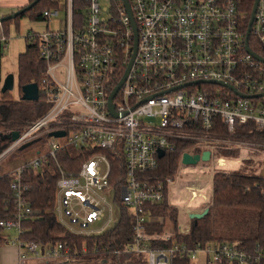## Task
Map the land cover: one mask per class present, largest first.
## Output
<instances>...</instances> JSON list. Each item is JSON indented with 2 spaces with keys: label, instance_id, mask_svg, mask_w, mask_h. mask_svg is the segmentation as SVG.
<instances>
[{
  "label": "built area",
  "instance_id": "1",
  "mask_svg": "<svg viewBox=\"0 0 264 264\" xmlns=\"http://www.w3.org/2000/svg\"><path fill=\"white\" fill-rule=\"evenodd\" d=\"M126 1L130 15L123 0H82L74 19L73 0H63V26L36 32L39 56L45 63L38 91L50 107L0 151V176H10L13 199L11 216L0 219V227L15 232L10 244L18 249V264L28 259L70 260L67 242L41 251L34 242L18 238L22 222L34 214L24 197L29 185L21 174L51 159L59 173L55 213L70 232L96 235L114 224H109L112 205L102 194L109 188L113 201L126 205L134 215L127 250L144 253L148 264H170L174 251L191 261L199 252L204 264H244L251 256L236 242H210L193 249L184 245L150 248L148 241L155 237L145 230L144 206L161 201L172 188L185 204L200 199L194 209L175 204L178 232L186 234L191 218L181 221V212L188 217L208 207L214 173L229 169L233 160L240 166L256 161V153L264 156V0H258L251 23L250 52L239 0ZM59 8L43 11L44 19L59 16ZM130 61L125 79L112 96L113 114L108 99ZM246 125L261 134L262 142L237 136ZM58 130L65 134L48 136ZM42 134L48 141L29 150L30 157L9 159ZM185 141L193 143L180 154L176 180L145 175L157 168L162 158L158 149L164 155ZM68 145L90 152L76 172L65 170L57 161V151ZM107 149L119 150L124 159L125 180L118 186L109 181L111 163L101 151ZM205 150L210 151L207 160L181 162L184 152L201 155ZM3 166L8 170L2 172ZM188 166H198L202 172H185ZM172 236L163 230L157 237Z\"/></svg>",
  "mask_w": 264,
  "mask_h": 264
},
{
  "label": "trees",
  "instance_id": "2",
  "mask_svg": "<svg viewBox=\"0 0 264 264\" xmlns=\"http://www.w3.org/2000/svg\"><path fill=\"white\" fill-rule=\"evenodd\" d=\"M31 1L29 0L28 3ZM253 1H238V9L244 14V28L247 27ZM59 6V0H38L32 7L15 18L28 15L34 20H44L43 11ZM81 6L82 0H73L74 19L80 13ZM10 20L1 22L3 33ZM37 41L36 32L27 34L25 48L18 54L19 95L14 98L10 91L0 92V134L13 131L22 132L28 125L45 114L50 107L40 92L36 101L21 98L20 88L22 85L35 82L39 86L40 80L44 76L45 63L39 56ZM252 43L253 37L250 35L249 44L252 45ZM3 48V42L0 40V59ZM257 51L259 52V50ZM220 129L226 133L223 126H220ZM241 129L243 131L237 134L239 138L262 142L261 134L255 129L248 125ZM45 136L46 134H42L37 139L30 141L26 148L14 151L9 159L16 158L25 149L43 144L46 142ZM10 141L0 137V151ZM192 143L189 141L179 143L175 151L166 152L158 160L155 170L145 175L163 180L168 176H173L179 164L180 154L189 150ZM194 150L196 151V148ZM101 151L106 154L111 163L109 181L118 186L119 182L122 183L125 180L123 156L119 150L115 152L112 149ZM221 152L226 153L224 150ZM227 153L236 152L227 151ZM89 154V150L68 145L57 151L56 157L62 168L76 172ZM248 165L250 164L247 162L245 166L237 169H223L214 173L211 200L207 207L208 212L196 222L191 219L190 230L186 234L174 231L172 232L173 236L169 239L157 237L162 233L166 220H169L173 226H176L177 222V209L168 205L167 193L161 201L145 205L144 209L147 211L145 213V230L155 237L148 241L149 247L170 249L174 245H184L186 249H193L210 242H236L239 248H243L251 256L244 264H264V174H261L260 168V170L255 169ZM58 177L56 164L51 159L43 167L23 170L21 178L29 185L24 197L34 210V214L22 222L23 232L18 235V238L34 242L45 249L54 248L58 242H67L71 258L69 261L63 262L28 259L24 264H148L144 253L127 250L126 245L133 233L134 215L126 205L118 206L117 220L100 234L78 235L65 228L55 213ZM9 181V175L2 174L0 176V219L11 216L13 199ZM14 236V231H7L0 227V250L2 245H11L10 241ZM178 253V251H174L170 255V264H194L188 256L180 257ZM258 253L259 255H256ZM253 255L256 257L253 258ZM219 264L236 263L223 261Z\"/></svg>",
  "mask_w": 264,
  "mask_h": 264
},
{
  "label": "rangeland",
  "instance_id": "3",
  "mask_svg": "<svg viewBox=\"0 0 264 264\" xmlns=\"http://www.w3.org/2000/svg\"><path fill=\"white\" fill-rule=\"evenodd\" d=\"M104 3H106V2L104 1ZM59 9L61 12L59 14V16L51 17V18L44 19V20L43 19L42 20H34V19H31L28 15L19 16L17 18L11 19L7 23V26H5L4 33L2 30L4 40L1 39V41L3 42L4 48H3L2 56L0 59V87H1V83H2L3 78L7 74L12 73L14 75V87L10 92L14 98H16L17 95H19V86H18V79H17V58H18V54L20 52H22L25 48V37H26V35L29 33H33V32L39 33L46 28H48V29H59V28H61L63 26L62 25V21H63L62 20V17H63L62 10L64 9L63 0H60V8ZM45 138H46V142H47L48 137L45 136ZM55 140L61 141V139H55ZM31 149H32L31 147L29 149H25L23 151V153L18 155L17 159L19 160L20 159L19 157H21V159L22 158L26 159L27 157H30L32 155V153L29 152V150H31ZM241 150H242V148L238 147L239 153L241 152ZM227 151L228 150H226V153H227ZM212 152H214V155H218V154H216V150H213ZM14 161L11 162V164H13ZM245 162H248V164H252V166L248 165L249 167H254L255 169H259V168L262 169L264 167V156L262 153H256V161L253 162V160L251 159V160H248ZM238 166H239V164L236 162V160H233L232 163L228 164L229 169H236V168H239L241 166H245V164H241L239 167ZM198 168H199L198 166L197 167L188 166L185 168V172H196V174H198V172H202V171H199ZM6 170H8V168L6 166H3L2 172L6 171ZM175 174H176V172H175ZM175 174L173 175V177H171L173 180H176ZM102 194L107 198V200L112 205V215H111L112 220L109 223V224H111L113 221L117 220V218H118V203L115 200L113 201V198H112L113 190L112 189L107 188L102 192ZM166 199H167V203L169 206L176 207L175 206V204H176V205H178V207H181L182 209H187V208L194 209L200 203V199H196L193 202L185 204L184 201L179 199V194L177 193L176 188H172L169 195H167ZM206 205H207V203H206ZM200 206L202 207V205H200ZM176 209H177V207H176ZM105 218H107V214L104 217V219ZM179 219L181 221H187V219H189V217H187L184 212H181ZM96 224H100V223L97 222ZM163 230L169 231V232H174V231L178 232L177 222H176V226H173L169 222V220H166L163 224ZM192 262L194 264H203L202 260H201V254L199 252L196 253L195 257L192 258Z\"/></svg>",
  "mask_w": 264,
  "mask_h": 264
},
{
  "label": "water",
  "instance_id": "4",
  "mask_svg": "<svg viewBox=\"0 0 264 264\" xmlns=\"http://www.w3.org/2000/svg\"><path fill=\"white\" fill-rule=\"evenodd\" d=\"M123 1H124L125 6L127 7L129 15H130V10H129V6H128L127 1L126 0H123ZM36 2H38V0H32L31 2H29L25 6L20 7L17 10H15V11L7 14V15L1 16L0 17V23L2 21H4V20L15 18L17 15L23 13L25 10L29 9L30 7H32ZM257 3H258V0H254L253 1L252 7H251V10H250L249 19H248V22H247L246 32H245V46H246L247 51H249V52H250V50H249L247 41H248V36H249V33H250V27H251V23H252V20H253V17H254V13H255V10H256ZM133 27H134V23H133ZM136 43H137V40H136V33H135L134 49H133V53H132V56H131V60H132V58H133V56L135 54ZM254 56H256V55H254ZM260 60H262V59H260ZM130 64H131V61H130L129 65H128V67L126 68L123 77L120 79L118 84L114 87V89L112 90V92H111V94L109 96V99H108L109 110L113 114H114V111H113V105H112V102H111L112 96L115 94V92L118 90L119 86L121 85V83L125 79V76H126L128 70H129ZM13 87H14V75L12 73H9L2 80L1 87H0V92L1 93H5L6 91H11L13 89ZM20 89H21V98L23 100H31V101L38 100L39 91H38L37 83L31 82V83L24 84V85L21 86ZM18 134L19 133L17 131H13V132L0 134V137L2 139H4V140H11L12 141V140H15L18 137ZM64 134H65L64 131L58 130V131L49 132L48 136L60 137V136H63ZM28 145H29V142L24 143L20 147V149H24ZM162 155H163V150L158 149V156L162 157ZM209 155H210V151H208V150L203 151L201 155H198V154L190 155L189 153L184 152L182 154L181 162L183 164H195L199 159L207 160L209 158ZM261 174H264V171H262ZM207 212H208V208H204L202 211H199V212H190L188 214V217L193 219L194 222H196L197 219L202 218ZM41 251H43V247H41Z\"/></svg>",
  "mask_w": 264,
  "mask_h": 264
},
{
  "label": "crops",
  "instance_id": "5",
  "mask_svg": "<svg viewBox=\"0 0 264 264\" xmlns=\"http://www.w3.org/2000/svg\"><path fill=\"white\" fill-rule=\"evenodd\" d=\"M29 0H0V17L25 6ZM4 40L0 23V40ZM0 264H18V249L14 245H3L0 250Z\"/></svg>",
  "mask_w": 264,
  "mask_h": 264
}]
</instances>
